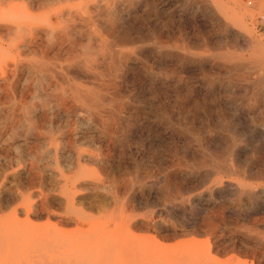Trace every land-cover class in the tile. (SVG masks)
I'll list each match as a JSON object with an SVG mask.
<instances>
[{
    "label": "bare ground",
    "instance_id": "obj_1",
    "mask_svg": "<svg viewBox=\"0 0 264 264\" xmlns=\"http://www.w3.org/2000/svg\"><path fill=\"white\" fill-rule=\"evenodd\" d=\"M257 20L264 0H0V264H264Z\"/></svg>",
    "mask_w": 264,
    "mask_h": 264
},
{
    "label": "rangeland",
    "instance_id": "obj_2",
    "mask_svg": "<svg viewBox=\"0 0 264 264\" xmlns=\"http://www.w3.org/2000/svg\"><path fill=\"white\" fill-rule=\"evenodd\" d=\"M257 22V23H256ZM256 22H254V32H255V34H257V36H259V37H264V23H261L262 21H259V20H257ZM260 25V26H259ZM258 32V33H257ZM0 111L2 112V111H5V112H3V113H1L0 112V133H1V135H0V144L3 146H1L0 145V147H1V149H0V169L2 170V171H0V180H1V183H0V190L2 191V189L3 190H9V189H11V191H15L17 188V185H18V183L16 182L17 180L16 179H14V181L13 180H11L12 178H14V177H16V176H14V175H17V173H18V171L20 170V166H21V164L19 163L20 162V159H19V148H18V145H19V142H18V128H17V126L15 127V126H13V127H11L10 129L8 128V130L7 131H9V132H6L5 133V128L9 125V124H11V118L9 117L10 115L8 114V112L6 111V110H3V109H1L0 108ZM7 115H9V116H7ZM5 116H7L6 117V119H5ZM4 117V118H3ZM9 119V122H8V119ZM4 119V120H3ZM2 120V121H1ZM4 122V123H3ZM7 124V125H6ZM16 129H17V131H16ZM12 130V131H11ZM6 135V136H5ZM16 135H17V137H16ZM5 136V137H4ZM13 136V137H12ZM4 141V142H3ZM12 142V143H11ZM6 145L5 147H4V144ZM11 143V144H10ZM28 143H30V140H28ZM8 144H10L9 146H8ZM12 144H13V146H12ZM12 147V148H11ZM6 148V151L5 150H3V149H5ZM8 148V149H7ZM11 148V149H10ZM10 149V150H9ZM14 151H13V150ZM7 150H9V151H7ZM10 151H11V153H10ZM14 153H13V152ZM3 152H4V155H3ZM6 152V153H5ZM2 153V154H1ZM9 154H11V155H9ZM29 154H26V157H25V162L26 163H29L30 162V156H28ZM18 156V157H17ZM10 157H11V159H10ZM17 157V158H16ZM6 158V159H5ZM15 158V160H13ZM3 159V160H2ZM8 159V160H7ZM13 162H12V161ZM7 161V162H6ZM16 161V162H15ZM17 161H18V163H17ZM6 162V163H5ZM9 165H8V164ZM13 165H11V164ZM11 166H12V168H11ZM18 166V167H17ZM17 167V168H16ZM10 170H12V171H10ZM8 171V173H5V172H7ZM16 171H17V173H16ZM2 174V175H1ZM8 174V175H7ZM12 175L14 176V177H12ZM6 178H5V177ZM2 177V178H1ZM12 177V178H11ZM10 178V179H9ZM4 179V180H3ZM6 179V180H5ZM9 179V180H8ZM12 181V182H11ZM2 185V186H1ZM5 185H7L8 187H6ZM10 185V186H9ZM15 186V187H14ZM1 187H2V189H1ZM5 187V188H4ZM11 187V188H10ZM14 188V189H13ZM6 201H8V204L7 203H4V206H3V209H2V211L0 212V218H3V217H5V216H7L8 215V213H10L11 211H12V207H14V205H12V203H11V201L9 200V197H7L6 199H5ZM5 201V202H6ZM7 205V206H6ZM10 208H12V209H10ZM9 209V210H8ZM18 214H19V212H18ZM18 218H19V220H23L24 219V217L23 216H18ZM30 222L31 223H33V224H36L34 221H32V220H30Z\"/></svg>",
    "mask_w": 264,
    "mask_h": 264
}]
</instances>
